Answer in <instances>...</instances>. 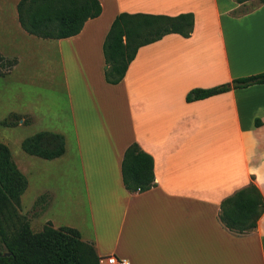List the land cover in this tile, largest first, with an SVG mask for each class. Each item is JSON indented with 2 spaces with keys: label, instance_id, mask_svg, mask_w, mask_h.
<instances>
[{
  "label": "crops",
  "instance_id": "crops-1",
  "mask_svg": "<svg viewBox=\"0 0 264 264\" xmlns=\"http://www.w3.org/2000/svg\"><path fill=\"white\" fill-rule=\"evenodd\" d=\"M98 2L99 17L54 40L85 212L83 226L53 220V227L88 234L100 258L128 264H264V213L241 235L219 220L222 201L251 181L264 198V84L186 101L193 89L264 73V3L240 13L246 3L235 0ZM121 13H192L194 27L188 38L169 34L139 48L111 85L102 47ZM132 143L154 159L156 186L143 193L122 182Z\"/></svg>",
  "mask_w": 264,
  "mask_h": 264
},
{
  "label": "trees",
  "instance_id": "trees-1",
  "mask_svg": "<svg viewBox=\"0 0 264 264\" xmlns=\"http://www.w3.org/2000/svg\"><path fill=\"white\" fill-rule=\"evenodd\" d=\"M235 1L244 4L252 0ZM101 12L98 0H20L17 5L22 29L28 35L45 40L76 36L88 20L99 17ZM193 27L192 13L174 17L119 14L102 47L106 83L116 85L124 79L139 48L169 34L188 38ZM259 84H264V73L209 89H193L186 95V101L202 100ZM2 124L10 123L4 121ZM255 125L259 126L260 121L256 120ZM21 148L28 155L54 160L63 155L65 140L59 134L40 132L24 139ZM121 174L124 188L130 193H143L156 186L154 159L136 143L130 144L124 152ZM26 186V179L12 162L9 149L0 144V264H100L95 247L83 243L74 228L55 229L46 224L38 233L31 230L28 221L17 214L20 196ZM263 213L264 198L251 181L222 201L219 220L231 232L241 235L256 229ZM9 224L14 225L11 232L6 229Z\"/></svg>",
  "mask_w": 264,
  "mask_h": 264
},
{
  "label": "rangeland",
  "instance_id": "rangeland-1",
  "mask_svg": "<svg viewBox=\"0 0 264 264\" xmlns=\"http://www.w3.org/2000/svg\"><path fill=\"white\" fill-rule=\"evenodd\" d=\"M19 2L0 0V144L9 149L12 162L27 182L17 214L28 221L34 233L46 224L52 225L53 220L56 225L80 222L83 226L84 186L73 147L61 59L54 40L36 38L22 29L17 14ZM260 3L246 2L238 12ZM67 66L69 75V63ZM4 121L10 124L3 125ZM40 132L65 135L68 145L63 155L45 160L25 153L22 141ZM13 226L9 224L7 231L11 232ZM79 234L83 243L94 248L88 234Z\"/></svg>",
  "mask_w": 264,
  "mask_h": 264
},
{
  "label": "built area",
  "instance_id": "built-area-1",
  "mask_svg": "<svg viewBox=\"0 0 264 264\" xmlns=\"http://www.w3.org/2000/svg\"><path fill=\"white\" fill-rule=\"evenodd\" d=\"M100 264H128L124 259H117L114 256L101 257L99 260Z\"/></svg>",
  "mask_w": 264,
  "mask_h": 264
}]
</instances>
